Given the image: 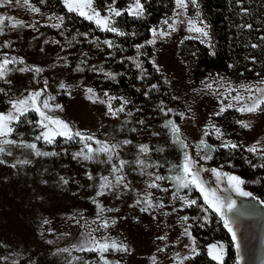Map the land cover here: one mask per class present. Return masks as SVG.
<instances>
[{
  "label": "rangeland",
  "instance_id": "1",
  "mask_svg": "<svg viewBox=\"0 0 264 264\" xmlns=\"http://www.w3.org/2000/svg\"><path fill=\"white\" fill-rule=\"evenodd\" d=\"M134 2L135 0H115L113 4V0H106L102 4H96L92 0V7L85 11L92 14L94 9L101 17L110 16L108 9L111 5L121 13L126 11L129 14V6L134 5ZM140 2L143 5L144 0ZM30 4L39 8V12L33 13L15 2L0 7V15L12 16L25 22V26L15 28L5 22L4 32L0 34V59L5 54L8 58L23 59V64L8 65L10 69L26 66L42 69L38 73L34 70L25 71L34 76L27 77V84L12 79L9 85L14 87V91L8 102L25 97L29 92L43 90L41 101L54 97L48 100L50 109H43L47 115L65 121L73 132L93 135L94 139L82 141L80 137L73 136L69 140L64 136H56L51 144L43 140L36 141L40 151L57 153L54 156H36L29 149L5 146L6 152L11 151L12 155L0 154V159L6 161L0 164V264H103L97 252L78 250L80 247H92L90 241L93 237L107 239L109 242L115 240L128 246L130 251L127 252L109 250L104 253L112 264H153V257L155 264H194L191 257L199 252L198 244L202 239H207L203 243V249L211 258L209 246L223 245V261L226 245L229 243L227 241L230 240L231 248H235L234 264H264V203H261L264 199V175L259 171L249 176L235 172L237 161L247 163L246 149L257 141L260 142L259 150L251 153L260 157L258 164H264V112L253 114L237 110L242 104L250 103L249 92L242 86L264 87L258 83L264 80V76L257 79H236L223 72H207L196 79L191 76L189 65L179 53V43L186 38L195 37L212 50L208 22L199 2L197 1L198 6L189 2L187 9H177L173 0L172 10L162 14L150 26L149 35L136 43L133 53L124 56L121 65L115 69L109 55L105 54V47L100 44V40L96 41L93 44L96 46L94 53L103 59L93 70L90 61L79 56L83 49L75 45L78 39L72 32L86 31L74 21L69 23V19L64 17V12L68 10L64 0H30ZM74 12L81 16L79 12ZM175 12L182 15L174 16ZM81 17L103 30L95 20ZM116 18L117 16H110L109 26H114L121 32L116 25ZM189 19L194 20L199 27L207 25L209 35L204 37L200 33L189 31ZM166 20L169 24L176 20L175 31L163 23ZM154 28L157 29L155 38L152 33ZM159 31L170 34L160 37ZM152 39H155V43H146ZM5 42L8 45L6 47ZM137 45L143 47L138 48ZM145 60L159 73L164 85L163 88L160 84L159 87L152 88L163 99L159 105L154 104L151 111L142 108L139 101L138 105L134 104L126 89L130 83L125 89L119 84L114 87L102 83L108 78L104 73H113L115 76L127 68H133L136 78L142 77L144 81L148 75L143 65ZM137 63L141 65L140 68L136 67ZM78 67L83 69L81 74L77 73ZM10 72L16 71L12 69ZM85 72L88 76H84ZM62 82L70 87L61 89ZM131 86L134 93L140 92L146 96V91L139 89L141 83ZM143 86L145 88L147 85ZM89 87L99 97L95 103L86 97L85 90ZM164 91L168 92V96L164 95ZM105 92L110 97H115L111 100L114 110L121 107V98L128 101L123 105L124 111L115 116L109 114ZM253 93L259 95L254 88ZM237 95L244 97V100H234L233 97ZM100 100L105 103H100ZM229 104L233 107H226ZM55 105H60L61 108L58 109ZM221 106H225V111L214 115ZM9 109L10 105L7 103L0 108V112L6 113ZM167 109L173 111L167 112ZM178 113H184L185 118L181 119ZM39 119L41 117L35 111L25 113L18 122H13L14 131L8 139L32 142L42 130L36 126ZM167 120H174L180 127L182 138L188 144L187 149H181L179 144L173 142L170 129L164 126ZM240 120L251 121L252 127L242 128L237 123ZM210 124L221 129L224 134L222 138L216 137ZM206 130L210 135L204 136ZM202 138L209 145L208 149L197 148ZM124 140L131 143L123 145L121 142ZM96 141L120 144L116 152L119 153V159L130 162L124 168V175L132 191L121 188L96 196L99 177L109 176L112 179L111 165L101 162L106 161L107 156L101 153L93 161L82 157L73 158L82 149L86 151L85 143L93 148L100 147ZM224 141H232L239 147H220ZM141 144H147L150 151L140 158L153 165L145 171L164 177L178 174L179 169L173 166H179L184 152H188L197 162L195 167L203 169L199 172V177L205 188L216 190L222 199L236 202V208L232 212H226L236 234L235 240L220 216L207 207L202 194L195 187L182 190L180 195L196 200V204L184 206L181 200L173 199L175 188L170 179L157 181L160 188L147 189L152 193L154 202L163 203L165 207L149 212L140 211L144 205H135L137 194L144 193L146 181L154 179V176L150 178L141 175L140 168L134 163L139 155L137 146ZM206 155H211L212 158H200ZM233 158L237 159L236 162ZM23 159L30 160L31 163L11 167L17 160ZM212 169L240 177L245 182L241 185L242 189L252 193V196L236 195L228 186L227 178L218 179ZM89 173L93 179L88 178ZM61 177L68 183L64 184ZM165 188L168 191L161 190ZM256 190H260L259 197H256ZM97 203L104 211L98 209ZM174 207L176 211H173ZM165 212L169 215H164ZM181 217H188V220L183 221ZM45 219L49 223L45 224ZM104 221H108L107 228L100 227ZM185 229L191 233V239L182 234ZM210 235L212 236L208 239ZM161 236H166V239H159ZM65 248L69 251L58 252V249ZM161 248L164 251H158ZM184 257L188 259H183Z\"/></svg>",
  "mask_w": 264,
  "mask_h": 264
},
{
  "label": "snow or ice",
  "instance_id": "2",
  "mask_svg": "<svg viewBox=\"0 0 264 264\" xmlns=\"http://www.w3.org/2000/svg\"><path fill=\"white\" fill-rule=\"evenodd\" d=\"M13 2L16 4H20L21 6L27 7L29 11L33 13H38L39 8L35 7L34 5L30 4V0H0V7L4 6L5 4L11 5ZM191 3L193 6H198L197 5V0H175V4L177 9H187L188 3ZM64 3L66 7H68L69 11H77L81 16H86L87 19L89 20H95L96 24L100 27H102L103 30L110 31L117 33L119 35H125L123 32H119V30L112 26H109L110 22V16H120L122 13L120 10L116 9L113 6H109V13L110 16H105L101 17L99 12H96L94 9L92 11V14H88V12L85 11L86 8L90 9L92 7V0H64ZM113 4H115V0H113ZM75 5V6H73ZM129 14L134 15V16H142L144 14V7L141 4L140 0H135L134 5L129 6ZM182 13L180 12H175L174 16H180ZM197 17H199V13H197ZM9 22L10 26L12 28L18 27V26H25V22L15 19L12 16H6V15H0V34H3L4 32V26L5 22ZM163 23L167 24L170 29L175 31V24L176 20H173L171 24L168 23V21H164ZM189 28L188 30L191 32H196L200 33L204 37H207L209 34L206 31L207 25L204 27H199L196 25V22L194 20L189 19L187 21ZM248 27H251V25H248ZM153 37L155 38L157 36V29H152ZM170 33L164 32V31H159L158 35L160 37H164L166 35H169ZM86 35V34H85ZM264 39V37H262ZM47 42V41H46ZM104 43L108 45L109 47H112V42L105 40ZM146 43L148 44H153L155 43V39L149 40ZM5 47L8 46L7 42H5ZM257 45H252V47H256ZM138 48L143 47V45H137ZM23 64L24 61L22 58H8L7 55L5 54L3 59H0V80H3L5 83H11V81L7 80L6 77L12 69L8 67L10 64ZM153 65L155 66V61H153ZM137 68H140L141 65L137 63L136 65ZM20 72H25V71H35V72H41L42 69L40 68H29V67H21L16 69ZM82 68H77V71H82ZM159 71V68H157ZM104 75L108 78L114 79L115 76L113 73H104ZM167 83V81H165ZM259 84L264 85V80H261L258 82ZM66 86L63 82L60 84V88L64 89ZM153 88L156 87V85L152 86ZM245 87L246 90L249 92V97L248 100L250 103H244L242 104L241 107H239L237 110L240 111L241 113H260L264 112V87H259L256 85H248V86H242ZM253 88L255 89V93H258L259 95H255L253 93ZM0 92H4V89H0ZM86 97L87 99L91 100L93 103H95L97 100H99V97L96 95L95 91L93 88L89 87L86 88ZM43 95V90H38L34 92H29L27 96L18 98V99H12L9 100V105L10 109L8 112H0V154L6 153L7 155H12L11 151L6 152V147L7 145H13L17 148H22V149H29L31 150L34 155L36 156H54L57 153L55 152H42L38 149L36 141L43 140L47 144L53 143L55 140L56 136H64L67 139H72L73 136L80 137L82 141H91L94 139L93 135H86L84 133H81L79 131L73 132L71 126L66 123L63 120L60 119H54L53 117L49 116L46 114L43 109H50V105L48 103L49 99H54V97H49L47 99H44L41 101V97ZM104 96L108 97V113L115 116L119 112L124 111V104H127L128 101L122 100L121 107L119 109H113L111 106V100L115 99V97H110L107 92L104 93ZM234 100H244V97L237 95L236 97H233ZM100 103H105L104 100H100ZM161 105H163V102H161ZM56 108H61L60 105H55ZM226 107H233L232 104L227 105ZM163 110V108H162ZM29 111H35L41 119L36 121V126L42 129L39 133V135L35 136L34 140L32 142H26L24 140H12L8 139V137L13 133L14 128L12 127L13 122H18L22 116L25 115V113ZM172 109H167V112H172ZM225 111V106H221L219 112L215 113L214 115H220V113ZM181 119L185 118L184 113H178ZM31 123V122H30ZM142 123V122H141ZM238 124L242 128L249 129L252 127V122L251 121H244L240 120L237 121ZM166 128L170 129L171 135L173 142L176 144H179L181 149H187L188 144L185 142V139L182 138L181 130L180 127L176 124L174 120H167L164 125ZM210 127L214 130L216 137L218 139L223 137V132L219 127H216L214 124H210ZM210 133L206 130L204 132V136H208ZM100 147L98 148H93L90 144L85 143L84 149H82L80 152H77L74 154L73 158H83L84 160L87 161H93L94 157L99 154H105L107 156L106 161H101L103 163H108L111 165V172L110 175L112 179H110L109 176H100V183L98 185V191L96 192V196H102L105 195L106 192H114L118 189H125L128 191H132L133 189L131 188L130 183L127 181L126 176L124 175V168L126 165H128L130 162L119 159V153L116 152V149L120 147V144H112L107 141H96ZM123 145H128L131 143L129 140H124L121 142ZM259 141H257L256 144L252 145L251 147L247 148L246 150L249 152H257L259 150ZM138 157L134 161L135 165L140 168V174L141 175H147L148 177H153L154 179H150L149 181H146V190L144 193H138L137 194V199L135 201V205H144L143 207L140 208L141 212H149L152 209H160L164 208L165 205L163 203H157L154 202V197L150 191L147 189H152V188H160V185L157 183V181H162L165 179H170L173 181V187L175 188V191L173 192V199H179L183 202L184 206H190L194 205L197 203L196 200H189L186 196L180 195L181 191L184 189H191L195 187L200 191V193L203 196L204 203L207 205L208 208L212 209L215 213H217L220 218L224 222L225 228L232 233L233 240L236 239V234L233 230L232 227V222L227 218L226 212H232L236 208V202L231 199H222L219 195H217L216 190L214 189H207L205 188L203 182L200 180L199 177V172L202 171L203 169H197L195 167L196 161L188 154L187 151L184 152V157L182 160V163L179 166H173V168H178V174L175 176H170V177H164L161 175H156L152 172H146L145 169L149 167H153V165H149L145 162L144 159L140 158L141 155H147L150 151V148L147 144H141L138 145ZM220 147L223 148H232L235 149L239 147L236 143L232 141H224ZM198 149H208L209 145L206 143V141L202 138L199 142V145H197ZM215 151V148L212 149ZM264 155V153H262ZM201 159L208 160L211 159V155H206V156H201ZM118 160V163L116 162ZM6 161L0 159V164H4ZM31 161L27 159L23 160H17L15 164H12L11 167L15 168L18 164L19 165H25V164H30ZM264 167V165H262ZM213 173L216 174L217 178H222L226 177L228 181V186L236 193H238L240 196L244 197H251L252 193L244 191L241 187L242 184L245 182L240 179L238 176H234L228 173H222L218 171L217 169H212L211 170ZM89 179H93L91 174H88ZM61 180L64 184H67L68 181L65 180L63 177H61ZM162 191H168V189H161ZM94 202L95 199H94ZM261 203H264V201H261ZM98 209L100 211H104V209L97 203ZM111 211V209H109ZM173 211H176V208H173ZM207 211V209H205ZM164 215H169V213L165 212ZM155 218V217H154ZM181 220L187 221L188 217H181ZM44 223L47 224L49 221L46 219L44 220ZM112 223H115V221H112ZM109 226L108 221H104L101 223L100 227L102 228H107ZM183 235L189 236L191 239V233L188 231V229L184 230ZM161 240H165L166 236H161L159 237ZM51 243V242H49ZM90 243L93 245L92 247H80L78 250L80 251H95L99 254L100 260L103 261V264H112V262L108 261L106 257L104 256V253L108 252L109 250L112 251H130L127 245L123 243H118L115 240H109L104 239V240H99L93 237L90 241ZM73 247H76V245H73ZM210 247V252L209 254L212 256L214 260H217L221 262L222 264V251H223V245H211ZM239 245H237V248ZM215 250V251H213ZM59 251H64L68 252L69 249H58ZM158 251H164L163 248L158 249ZM195 248H193V253H195ZM179 254H177L178 256ZM153 259V264H155V257ZM183 259H188V257H184ZM239 259V258H238ZM115 264H119V262H115Z\"/></svg>",
  "mask_w": 264,
  "mask_h": 264
},
{
  "label": "trees",
  "instance_id": "3",
  "mask_svg": "<svg viewBox=\"0 0 264 264\" xmlns=\"http://www.w3.org/2000/svg\"><path fill=\"white\" fill-rule=\"evenodd\" d=\"M94 1L96 4H102L106 0ZM197 1L199 6H201L203 16L208 22L212 50L195 37L186 38L179 43V53L189 65L191 76L196 79L207 72H223L236 79L262 78L264 76V39H262L264 37V0ZM172 6L173 0H144V14L142 16L137 17L123 11L120 16H117L116 25L125 35L99 30L92 22L85 20L74 11H65L64 17L69 19V23L74 21L78 27L86 31L85 33L72 32L78 39L75 45L83 49L79 56L90 61L92 70L103 59L101 56L97 57V54L94 53L96 46H93V44L98 40L105 47V54L109 55L115 69L118 65H121V59L124 56L133 53L135 44L149 35L150 26L162 14L170 12L173 8ZM248 25H251V27H248ZM105 40L111 41L112 47L106 45L104 43ZM252 45L257 46L252 47ZM143 65L146 69L145 71H148L144 81H142V77L136 78L133 68H127L123 70L124 72L115 75L114 79L106 78L102 83L103 85L107 83L108 86L113 85L114 87L121 85L124 89L130 83L129 88L126 89L129 90L127 92L131 95L132 100L135 102L134 104L138 105L137 101H139V104H142V108L151 111L153 105H159L163 99L160 93L152 91V86L156 85V87H159L160 84V87L163 88L164 85L159 73L148 60H145ZM12 69L16 72L8 73L6 79L9 81L15 79L19 83L23 81V84H27V77H34L31 72H20L16 70L17 68ZM77 73L79 74L80 71ZM84 76H88L87 72L84 73ZM137 83L142 84L139 89H144L146 96L140 94V92L134 93V90H131V85ZM143 84L147 86L144 88ZM0 89H4V92H0V108H3L7 105L14 87H10L9 83L0 80ZM164 95L168 96V92L164 91ZM246 155L248 156L247 163L238 160L235 172L242 176H249L251 173L259 171L264 175V167L262 168V165L258 164L260 157L248 151H246ZM232 160L236 162L237 159L233 158ZM256 191V197H259L260 190ZM261 201H264V199ZM220 229L224 233L222 226H220ZM205 241L207 239L200 241L198 244L200 250L191 257V261L194 264H221L206 254L205 249H203ZM227 242L229 243L226 245L227 251L222 264H234L235 248H231L230 240Z\"/></svg>",
  "mask_w": 264,
  "mask_h": 264
},
{
  "label": "crops",
  "instance_id": "4",
  "mask_svg": "<svg viewBox=\"0 0 264 264\" xmlns=\"http://www.w3.org/2000/svg\"><path fill=\"white\" fill-rule=\"evenodd\" d=\"M236 195H239V194L237 193ZM241 197H243V196H241Z\"/></svg>",
  "mask_w": 264,
  "mask_h": 264
},
{
  "label": "bare ground",
  "instance_id": "5",
  "mask_svg": "<svg viewBox=\"0 0 264 264\" xmlns=\"http://www.w3.org/2000/svg\"><path fill=\"white\" fill-rule=\"evenodd\" d=\"M95 119V118H94Z\"/></svg>",
  "mask_w": 264,
  "mask_h": 264
}]
</instances>
